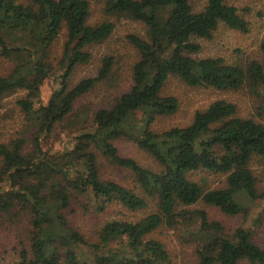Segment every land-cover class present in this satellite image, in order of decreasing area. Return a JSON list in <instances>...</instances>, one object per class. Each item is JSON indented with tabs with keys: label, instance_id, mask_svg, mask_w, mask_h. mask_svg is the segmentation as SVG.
Listing matches in <instances>:
<instances>
[{
	"label": "trees",
	"instance_id": "16d2710c",
	"mask_svg": "<svg viewBox=\"0 0 264 264\" xmlns=\"http://www.w3.org/2000/svg\"><path fill=\"white\" fill-rule=\"evenodd\" d=\"M101 1L107 16L145 26V37L129 36L139 52L132 85L94 113L92 129L56 151L45 139L81 97L112 74L114 60L107 56L97 76L70 85L76 68L91 62L89 47L107 40L115 24L107 19L92 25L89 0H0V61L13 63L9 75H0V104L27 92L18 101L28 122L26 133L0 144V226L26 221L28 227L27 241L14 250V264H174L164 244L151 238L164 225L196 226L187 234L194 237L198 264H264V249L250 230H228L205 210L190 209L204 203L228 217L247 218L250 203L264 201L251 169L254 159L264 157V123L239 116L234 103L217 100L186 127L153 130L158 118L179 109L177 98L162 94L171 76L190 87L223 92L251 86L264 118L260 62L199 56L201 43L212 41L220 28L250 32V23L230 4L236 0H208L200 12L192 0ZM62 39L55 65L54 48ZM55 75L57 89L45 104L41 88ZM118 140L149 154L159 169L122 156ZM103 160L129 171L135 186L103 180ZM201 172L225 176V183L211 189L194 180ZM150 208L152 213L136 220L126 215ZM79 213L106 215L96 242L76 227L72 216Z\"/></svg>",
	"mask_w": 264,
	"mask_h": 264
},
{
	"label": "rangeland",
	"instance_id": "374dc122",
	"mask_svg": "<svg viewBox=\"0 0 264 264\" xmlns=\"http://www.w3.org/2000/svg\"><path fill=\"white\" fill-rule=\"evenodd\" d=\"M25 2L27 0H19ZM92 7L90 23L96 25L104 20H110L115 24L112 35L102 43L89 47L92 54L91 62L88 65L78 66L70 79L71 87L81 80L95 77L102 65L104 57H112L114 65L110 78L96 85L88 94L81 97L74 105L73 112L58 127L50 141L53 148L65 150L73 143L75 136L81 131L92 129L93 115L100 108L108 107L116 97L128 91L132 85L133 66L139 60V52L130 43L129 36L136 35L145 37V26L137 21L107 16L104 12V4L101 0H89ZM208 0H192L195 12L202 11ZM230 4L238 7L246 20L250 23V32L247 34L233 31L227 28H220L215 33L212 41H203L204 46L202 58L221 57L227 62L238 61L240 64L252 61L260 62L264 66V52L261 44L264 41V0H236ZM63 39L54 48V64L58 63L62 53ZM13 70V63L8 60L0 61V75L7 76ZM55 76L50 77L41 88V100L48 103L57 84ZM162 94L173 96L179 101V109L176 114L168 117L158 118L153 124V130L161 133L175 127H186L190 125L198 111L206 110L217 100H226L234 103L238 108L239 116L255 117L257 121L264 123V118L259 117L258 97L253 93L251 86L245 87L236 92H223L213 89L190 87L176 76H171L165 83ZM26 91H20L13 96L5 99L0 104V144H9L12 140L26 133L28 124L25 113L19 106L18 101L25 99ZM30 132V131H28ZM70 144V145H69ZM120 154L124 157L134 159L141 166L158 170V165L153 158L139 150L136 145L126 140L115 142ZM49 145V144H47ZM251 169L257 179V189L264 192V157L253 160ZM101 177L103 180L115 181L125 187L135 186L133 175L122 170L109 162L102 161ZM225 176L213 175L208 172L196 174L194 180L205 184L211 189L221 187L225 183ZM250 214L247 218L238 216L228 217L218 208L199 203L191 207V210H205L211 220L221 222L228 230L244 228L252 232L253 241L264 249V201L250 203ZM121 211V209H117ZM112 211V210H111ZM153 208L138 213L126 211V215L133 219H139L152 213ZM113 214V213H112ZM78 230L87 237L88 241H97V231L101 224L106 220V215H78L72 216ZM196 226L184 228L183 225L171 229L162 226L151 238L164 244L171 256L174 264H198L196 255V245L194 237L187 232L195 231ZM28 227L26 221L10 225L3 223L0 226V264H14L18 261L15 248L23 240L27 241Z\"/></svg>",
	"mask_w": 264,
	"mask_h": 264
}]
</instances>
